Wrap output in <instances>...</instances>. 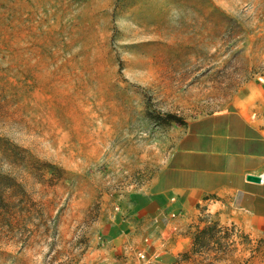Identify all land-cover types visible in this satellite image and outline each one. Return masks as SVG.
I'll return each instance as SVG.
<instances>
[{"label": "rangeland", "instance_id": "obj_1", "mask_svg": "<svg viewBox=\"0 0 264 264\" xmlns=\"http://www.w3.org/2000/svg\"><path fill=\"white\" fill-rule=\"evenodd\" d=\"M249 82L264 83V0H0V137L15 147L0 168L34 202L0 224V264H247L250 243L209 213L163 260L168 234L134 204L183 126L165 116L186 123ZM117 218L137 223L136 248L108 259L99 232Z\"/></svg>", "mask_w": 264, "mask_h": 264}, {"label": "crops", "instance_id": "obj_2", "mask_svg": "<svg viewBox=\"0 0 264 264\" xmlns=\"http://www.w3.org/2000/svg\"><path fill=\"white\" fill-rule=\"evenodd\" d=\"M263 174L264 83L249 82L226 106L181 127L155 180V191L135 201L134 217L140 221L146 216L147 221L152 215L157 229L168 234L156 242L164 260L188 250L192 231L206 225L201 218L217 214L250 243L242 252L252 258L247 264H264V182L248 179ZM135 226L133 220L117 218L101 228L104 241L97 251L107 252L103 255L108 259L131 254L136 248Z\"/></svg>", "mask_w": 264, "mask_h": 264}, {"label": "trees", "instance_id": "obj_3", "mask_svg": "<svg viewBox=\"0 0 264 264\" xmlns=\"http://www.w3.org/2000/svg\"><path fill=\"white\" fill-rule=\"evenodd\" d=\"M165 120L169 123L175 122L180 125H185L186 123L182 118L174 115L167 114ZM15 148L9 142L3 140L0 137V150L5 160L13 162L15 159ZM43 168H47V164H44ZM140 197H137L139 199ZM34 204L31 197L27 193L23 184L19 182L10 172H5L0 168V224H6L8 226L12 223L13 218L16 216L17 212H24L26 207ZM30 214V212H28ZM210 228H203L200 230L195 237V242L202 238ZM211 228L210 232H213Z\"/></svg>", "mask_w": 264, "mask_h": 264}, {"label": "water", "instance_id": "obj_4", "mask_svg": "<svg viewBox=\"0 0 264 264\" xmlns=\"http://www.w3.org/2000/svg\"><path fill=\"white\" fill-rule=\"evenodd\" d=\"M248 179L254 182H261V179L258 176H249Z\"/></svg>", "mask_w": 264, "mask_h": 264}, {"label": "built area", "instance_id": "obj_5", "mask_svg": "<svg viewBox=\"0 0 264 264\" xmlns=\"http://www.w3.org/2000/svg\"><path fill=\"white\" fill-rule=\"evenodd\" d=\"M261 182H264V174L260 176ZM142 258H145V255L143 253L140 254Z\"/></svg>", "mask_w": 264, "mask_h": 264}]
</instances>
